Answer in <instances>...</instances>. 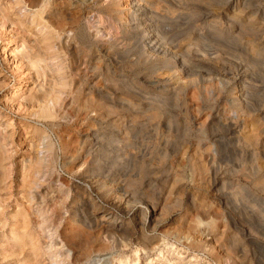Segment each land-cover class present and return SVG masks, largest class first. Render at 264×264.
I'll list each match as a JSON object with an SVG mask.
<instances>
[{
	"label": "rangeland",
	"instance_id": "1",
	"mask_svg": "<svg viewBox=\"0 0 264 264\" xmlns=\"http://www.w3.org/2000/svg\"><path fill=\"white\" fill-rule=\"evenodd\" d=\"M63 1V17L53 2L41 19L32 16L40 8L28 5L33 0H0V264H118L126 255L138 264H264V0H140L126 39L114 18L125 17L119 3L109 21L94 8L86 13L87 4L109 0ZM70 27L73 33L63 31ZM83 27L87 37L74 38ZM116 36L120 55L110 48ZM96 43L104 46L99 62ZM14 46L27 48L13 54ZM26 54L45 59V75L36 74ZM106 63L117 71L113 82ZM54 82L60 113L41 118L36 97ZM84 97L107 103L110 111L89 114L102 110L105 122H117L121 134H113L127 131L128 146L111 171L138 177L127 190L133 207L147 212L151 242L135 228L108 243L72 220L74 183L94 188V209L111 208L124 219L134 210L111 207L106 186L95 189L92 180L76 177L84 161L95 164ZM111 160L100 163L109 169ZM94 169L93 181H103ZM221 193L230 197L229 209L216 205ZM70 225L76 242L68 245L62 231ZM206 238H214L209 252L195 245ZM147 246L156 249L148 259Z\"/></svg>",
	"mask_w": 264,
	"mask_h": 264
},
{
	"label": "bare ground",
	"instance_id": "2",
	"mask_svg": "<svg viewBox=\"0 0 264 264\" xmlns=\"http://www.w3.org/2000/svg\"><path fill=\"white\" fill-rule=\"evenodd\" d=\"M57 3L59 5V9H57L56 13L60 14L62 17L68 12V9H64V5L65 1H56V0H33L32 3L28 4L30 5V7L33 6H37L39 5L40 8L38 7L32 14V16H38L42 19L41 13L44 11V9L50 5V3ZM40 3V4H39ZM119 3L121 6H123V12L125 13V17L122 19L120 17H114V13L116 14L117 11V7L113 8V6ZM32 4V5H31ZM26 5V4H25ZM27 5V6H28ZM87 10L86 13L90 14V11L94 8L98 13H102L105 15V17L107 19H109V21H111L112 17L121 20V25L119 27V31L122 34V38L126 39L128 37H126L124 32H127L128 30V26H132L134 24L135 18L137 16V12L139 11V7L141 6L140 0H109V2L105 5L103 4H87ZM28 10H30V8H27ZM76 9V8H75ZM80 9V8H79ZM91 9V10H90ZM45 12V11H44ZM71 12V14L68 18H70L72 20V23L77 22L78 18L77 15L74 14V11H69ZM79 13V12H78ZM81 13V12H80ZM142 15V14H141ZM83 16V15H82ZM87 16V15H86ZM84 17V16H83ZM82 17V18H83ZM88 17V16H87ZM57 18H59L57 16ZM67 18V19H68ZM81 18V19H82ZM64 19V18H63ZM65 19V20H67ZM86 19V17H85ZM69 20V19H68ZM58 21V20H57ZM70 21V20H69ZM71 22V21H70ZM41 23V22H40ZM133 23V24H132ZM43 24V23H42ZM46 26V25H45ZM77 26V25H76ZM46 28V27H45ZM86 27L83 28H79L76 32H75V36L74 38L76 39H80L83 40L85 38V36L87 35V32L85 30ZM61 31V30H60ZM59 31V32H60ZM63 31L65 32H70L73 33L74 29L73 27H70V29H63ZM118 31V33H119ZM123 32V33H122ZM64 33V32H63ZM58 35V34H57ZM88 36L90 37L89 33ZM93 36V35H92ZM60 37V35H59ZM87 37V36H86ZM65 39V38H64ZM119 37L116 36L110 44V48L112 50H114V53L116 55H118L120 52L118 50V43H119ZM75 40V39H74ZM153 40V39H152ZM9 41V40H8ZM56 42V41H55ZM54 42V43H55ZM80 42V41H79ZM85 42V41H84ZM122 42V41H121ZM53 43V44H54ZM64 43V42H63ZM128 43V42H127ZM121 44V43H120ZM25 45V44H23ZM65 45V43H64ZM147 45V44H146ZM92 46V45H91ZM59 47V46H58ZM104 46L102 44L96 43L94 45V52H96V57L99 59V61L101 60V54L100 52L102 51V48ZM27 48V47H25ZM25 48L22 50L17 49V46H14L11 49V52L14 54L16 52H24ZM68 48V47H66ZM150 48H155L154 50H158L159 49V45L157 44V42H153L150 45ZM75 49V48H74ZM65 51V50H64ZM67 51V50H66ZM99 52V53H98ZM154 52V51H153ZM74 53V52H73ZM31 54V53H30ZM30 54H26L27 57V61L29 63V65L31 67H33L36 70V74H40L41 76L45 75L46 68H47V63L45 62V59L39 56H31ZM72 54V53H71ZM62 55V54H61ZM104 55V54H103ZM102 55V56H103ZM120 55V54H119ZM115 61V60H114ZM78 62V61H77ZM76 62V63H77ZM114 63V62H113ZM73 64V63H72ZM89 64V62H88ZM85 64L84 70H88L91 65ZM118 64V63H117ZM116 64V65H117ZM69 67V66H68ZM79 65L76 64L75 68L76 70L79 69L78 68ZM82 67V68H83ZM99 68L98 64H94L93 68ZM59 69V68H58ZM92 69V68H91ZM106 69V75L108 79L107 81H111L113 82L114 80H116V74L117 71L111 69L110 67V63H106L105 66ZM83 70V69H82ZM71 73V72H70ZM64 74V73H63ZM62 74V75H63ZM73 74V73H72ZM47 75V74H46ZM71 77V76H70ZM86 77V75L84 76V78ZM53 81V80H52ZM51 78H50V82ZM72 82V81H71ZM79 84V83H78ZM55 82L53 84L50 85L49 91L47 93H45V95H43L42 97H36V107H37V113L38 116L41 118H53L55 117L57 114L60 113V103L58 108L55 107V104L57 103L58 99H60L59 95L57 93H55L54 90V86ZM90 85V84H89ZM112 85V84H111ZM77 86V85H76ZM102 86V85H101ZM104 86V85H103ZM78 87V86H77ZM80 88V87H79ZM87 88V87H86ZM85 88V89H86ZM103 88V87H102ZM75 89V88H74ZM47 90V89H46ZM101 90V89H100ZM99 91V90H98ZM88 93V92H87ZM246 93V92H245ZM107 94V93H106ZM132 94V93H131ZM246 95V94H245ZM108 96V95H107ZM106 96V97H107ZM65 97V96H64ZM69 98V97H68ZM85 98V97H84ZM108 98V97H107ZM65 99V98H64ZM71 99V98H70ZM66 101V100H65ZM71 101V100H69ZM62 102V101H61ZM67 103V102H66ZM65 103V104H66ZM70 103V102H69ZM72 104V103H71ZM107 104V103H106ZM106 104L101 103L100 100H93L92 98H85L84 100V104L82 106V110L84 111L83 116L84 117H88L91 120V125L88 126V130L86 129V135L87 136H92V138L95 140V143L92 147L95 146V159H94V165L88 166L87 162H83L81 165H85L86 167H81V165H79L80 167H77V169H75L76 171V177L81 179L82 181H84L86 183V179L92 180L93 185L96 186L95 189H103L105 186L107 187L106 192L108 193L110 192V204L111 207H115L117 209H119L120 211L126 210L125 213H129L131 210H133V205H132V201H131V192L132 191H128L127 190V185H129L130 183H139L137 181H139L138 177L133 176V175H122V174H117V172L111 171V167L112 164L115 163V160L118 159L117 157H119L117 154L118 151L122 150V146L126 147L128 146V144H126L129 139L127 136V131L124 130V137H119L121 133H119V128L117 125V122H112L110 124H108L107 122H105L104 119V115L102 114V110L99 111L98 113L96 112V110H94V114L90 115L89 112L92 109H100L104 108V110L110 111V107L106 106ZM109 104V103H108ZM75 105V104H74ZM73 105V106H74ZM112 106V105H111ZM65 109V108H64ZM67 109V108H66ZM80 109V108H79ZM251 109V108H250ZM77 113V112H76ZM82 114V113H81ZM79 115V114H78ZM155 115V114H154ZM153 115V116H154ZM80 117H82L80 115ZM79 117V118H80ZM54 122V121H53ZM82 123V122H81ZM123 123V122H122ZM125 123V122H124ZM55 125V124H54ZM86 126V125H85ZM84 127V126H83ZM113 127V128H111ZM107 129H111L112 134H110L109 136L106 135V131ZM120 129H122L120 127ZM57 132V131H56ZM83 133V132H82ZM113 133H117L119 134V136H117V134H113ZM131 133V132H130ZM67 136V135H66ZM69 136V135H68ZM91 139V138H90ZM123 139H125V141H123ZM66 140V139H65ZM88 143V142H87ZM129 143V142H128ZM133 143V142H132ZM91 147V148H92ZM78 151V150H77ZM86 153L90 154V148H88L87 150H85ZM130 151V150H129ZM55 152V151H54ZM85 153V154H86ZM139 155V156H138ZM136 154V156L139 159L145 160V154ZM74 156V155H73ZM86 156V155H85ZM131 156V155H130ZM129 156V157H130ZM133 157V159H135V157ZM49 157V156H48ZM78 157V156H77ZM83 157V156H82ZM125 157V156H124ZM128 157V159H129ZM55 158V156H54ZM104 158L105 161L112 159L111 162L108 164L109 169L107 168V166H103L101 165L100 161L101 159ZM80 159V158H79ZM86 159V158H85ZM78 160V159H77ZM84 160V158H83ZM118 161V160H117ZM97 165V166H96ZM50 166V165H49ZM94 166L95 169H94ZM103 167L105 169H108L105 173V175L103 174ZM91 169L96 170L97 174H99L100 176L103 177V181L97 182L98 180H94L93 181V172H90ZM199 169V167H198ZM201 174V172H200ZM98 175V176H99ZM213 178H214V182H216V178H218L220 176V173H218V169L213 171ZM97 177V176H96ZM223 177V176H221ZM95 178V177H94ZM102 179V178H101ZM221 179V178H220ZM79 181V180H78ZM96 182V184H95ZM65 183V182H64ZM113 187H111L112 185H114ZM62 185V184H61ZM87 185V184H86ZM89 187L87 188L85 185L80 184V183H74V188H75V194H74V199L72 201V204L75 205V208L72 211V220L73 222H75V224H82L83 227H86L87 229H89L90 231H97L99 234H101V236L105 237V239L108 241V243H110L111 241L113 242H118L121 239H126L128 237V235H130V233H133L135 228H138V233H139V237L141 239H147L150 242L153 241V239L149 236L146 235L145 233V224L147 221V212L144 211V209L141 208H134V210L132 211V214L130 217H128V219H124L121 216H119L117 213L113 212L111 208H100V210L98 209H94L92 207L95 206V202L93 201V197H92V192L94 191V188L92 186H90V184H88ZM140 185V184H139ZM59 186V185H58ZM108 186H110L111 188H109ZM73 194V193H72ZM57 195V194H56ZM107 195V194H106ZM133 195V194H132ZM222 197L220 199H218L216 201V205L218 206H223L226 209H229L228 205H229V201H230V197L229 196H223V194L221 193ZM104 196V195H103ZM83 205L85 206V208L87 209L85 214H82L81 211L77 208V206L79 205ZM131 207L130 210H127V207ZM92 208V209H91ZM209 207H204L201 209V215L207 217L210 214V210H208ZM98 210V211H97ZM154 210V209H153ZM230 215V214H229ZM79 216V217H78ZM71 218V217H70ZM231 218V217H230ZM150 219V218H149ZM154 220V219H153ZM153 222H156L153 221ZM152 224V223H151ZM147 227V226H146ZM75 226H68L65 228V231H62V240L68 244L71 245V243L76 242L74 240V232L76 231V229H74ZM213 228L214 225L213 224H208V226L206 227V230L208 231V235L213 233ZM148 230V229H147ZM148 232V231H147ZM78 233V232H77ZM89 233V232H88ZM83 234V233H82ZM80 234V235H82ZM79 235V236H80ZM85 235V234H84ZM87 235V232H86ZM89 235V234H88ZM78 236V237H79ZM83 236V235H82ZM89 237V236H88ZM207 237V236H206ZM214 238H210V241L208 240V238L203 240L202 244H196L195 241L192 243H195V245H197L198 247H200L201 249H206L209 251H211L215 246H213V241ZM78 242V241H77ZM193 244V247L195 246ZM79 246V245H78ZM71 247V246H70ZM73 247V246H72ZM143 250H145V256L148 259V253L153 250L156 251L155 248H153V246H147V248H144ZM158 254H161V251L158 252ZM209 254V253H208ZM217 254V252H216ZM130 256L126 255L122 258H120L118 261V264H138L137 263V259H129Z\"/></svg>",
	"mask_w": 264,
	"mask_h": 264
}]
</instances>
